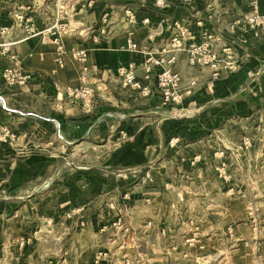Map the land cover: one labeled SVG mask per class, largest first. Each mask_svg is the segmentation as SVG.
Listing matches in <instances>:
<instances>
[{
	"label": "crops",
	"instance_id": "1",
	"mask_svg": "<svg viewBox=\"0 0 264 264\" xmlns=\"http://www.w3.org/2000/svg\"><path fill=\"white\" fill-rule=\"evenodd\" d=\"M56 3L0 0V44L11 43L0 47V264H37L41 248L44 264L54 252L71 264V253L78 261L102 238L111 245L115 215L147 247L146 264H264V26L248 23L250 0H61L63 68L47 32ZM257 10L264 15V0ZM176 23L187 29L173 65L180 92L196 85L165 104L160 68L146 61L169 46ZM206 31L219 56L232 47L233 68L188 63ZM72 48L97 68L89 101L73 94L82 64ZM14 55L32 75L27 84L2 77ZM130 64L150 95L123 83L118 68ZM117 117H130L124 141ZM230 162L240 167L238 202L228 195ZM233 205L242 223L232 231Z\"/></svg>",
	"mask_w": 264,
	"mask_h": 264
},
{
	"label": "built area",
	"instance_id": "2",
	"mask_svg": "<svg viewBox=\"0 0 264 264\" xmlns=\"http://www.w3.org/2000/svg\"><path fill=\"white\" fill-rule=\"evenodd\" d=\"M186 3H192L194 0H182ZM252 6V13L247 17V21L252 26H264V15L260 14L257 10L258 0H250ZM56 16L54 24L47 30L51 36V43L56 47V63L60 68L65 66V57L68 53L65 49V46L62 41V32L64 31L65 24L62 22V4L61 0H57L56 3ZM132 15V13L128 12ZM147 21V20H145ZM178 32L172 37L169 46L165 47L162 51V54L155 57L150 55L146 61L148 70L152 67H159L160 72L158 73L157 83L158 88L163 96L165 104H179L184 100V97L188 94H191L193 87L196 85V81H192L183 93L180 92V86L182 83L181 76L178 72L174 71L173 65L176 61V54L182 47V39L184 34H186L187 29L176 23ZM6 28L2 29V32H5ZM30 30V29H29ZM216 36L212 31H206L203 40L199 44H193L189 49L188 54V63L192 66H210L214 71L219 70V63L223 62L225 68H233V53L231 46H225L223 48V54L218 55L214 50H212V43L215 40ZM11 43H2L0 47L2 52H8ZM128 46L132 50H138L137 44H135L131 39L128 41ZM71 57L82 64L79 81L80 85L73 94L85 101H89L93 97V87L89 84L88 73L92 70L97 71V68H90L87 65L88 52L84 48H72L69 51ZM12 61L10 64L4 67L2 72V77L6 84L8 85H23L27 84L31 79L32 75L25 73L21 70V60L18 56L14 55L11 57ZM118 74L123 78V83L125 85L131 86L134 89L140 90L143 96L151 94V89L149 86L142 84L138 80L135 68L132 64L128 66H120L118 68ZM217 76V73H215ZM0 100L3 101L2 96ZM127 134L125 131H122V138L125 139ZM151 179V175L147 173L143 182H147ZM71 212H68L67 215L71 216Z\"/></svg>",
	"mask_w": 264,
	"mask_h": 264
},
{
	"label": "rangeland",
	"instance_id": "3",
	"mask_svg": "<svg viewBox=\"0 0 264 264\" xmlns=\"http://www.w3.org/2000/svg\"><path fill=\"white\" fill-rule=\"evenodd\" d=\"M130 117H124L120 118L117 117L116 121L118 124H116V130L120 134L119 136L122 137V131H125L124 128L125 125H123ZM123 125V126H122ZM126 128V127H125ZM127 134V133H126ZM124 141V139H123ZM122 143V142H121ZM72 162L75 164H78V158L74 157L71 158ZM230 161H234V159H230ZM56 166L61 167L63 164L62 160H58L56 162ZM55 175V174H54ZM61 175V174H60ZM227 181L229 183L228 186V195L230 197V200L238 202L240 201V167L237 164H233L230 162L229 164V172L227 173ZM45 191V190H44ZM41 192V195L39 198H44V193ZM119 192V191H118ZM121 192V191H120ZM119 192V196L121 197V193ZM111 196V194H109ZM233 207V208H232ZM38 213H46L47 209H49L48 206H46L43 202L37 206ZM72 212V211H70ZM116 217H110V220L114 222L113 229H111V232L107 235H105V239L109 240L111 242V245H108V243H100V249H94L92 251L85 252L84 256L82 258H79L78 261L74 260L76 258V254L71 253V264H146L145 263V257L144 252L147 250V247H144L140 245V238L139 237H132V235L126 234L124 235V219L120 215H115ZM121 217V218H119ZM112 222V223H113ZM111 223V225H112ZM242 221H240V215H237L236 213V207L235 205L230 206V215H229V223L228 228L230 230H234L236 225H240ZM108 230V229H107ZM37 254L35 256V261L37 264H44L45 260V252L44 249L41 248V250L37 249ZM93 255V256H92ZM53 264H61L62 263V257L61 253H55L53 254ZM70 260V259H69ZM99 261V262H98ZM203 263V261H201ZM198 262L197 264H201Z\"/></svg>",
	"mask_w": 264,
	"mask_h": 264
},
{
	"label": "trees",
	"instance_id": "4",
	"mask_svg": "<svg viewBox=\"0 0 264 264\" xmlns=\"http://www.w3.org/2000/svg\"><path fill=\"white\" fill-rule=\"evenodd\" d=\"M7 203H8V201H5V202H4V206H5ZM3 211H4V208H3Z\"/></svg>",
	"mask_w": 264,
	"mask_h": 264
}]
</instances>
